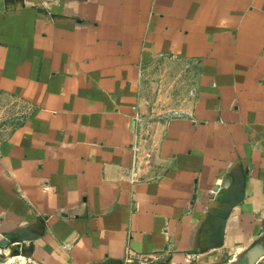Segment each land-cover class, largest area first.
<instances>
[{"label":"crops","instance_id":"obj_1","mask_svg":"<svg viewBox=\"0 0 264 264\" xmlns=\"http://www.w3.org/2000/svg\"><path fill=\"white\" fill-rule=\"evenodd\" d=\"M3 242L264 264V0H0Z\"/></svg>","mask_w":264,"mask_h":264},{"label":"rangeland","instance_id":"obj_2","mask_svg":"<svg viewBox=\"0 0 264 264\" xmlns=\"http://www.w3.org/2000/svg\"><path fill=\"white\" fill-rule=\"evenodd\" d=\"M17 244L0 243V264H31L26 247ZM14 250L18 252L14 253Z\"/></svg>","mask_w":264,"mask_h":264},{"label":"built area","instance_id":"obj_3","mask_svg":"<svg viewBox=\"0 0 264 264\" xmlns=\"http://www.w3.org/2000/svg\"><path fill=\"white\" fill-rule=\"evenodd\" d=\"M134 178V177H132ZM137 260L139 264H150L151 260H153V257H146L144 255L138 256L136 258H132L130 256H128L125 261L124 264H133V262Z\"/></svg>","mask_w":264,"mask_h":264},{"label":"water","instance_id":"obj_4","mask_svg":"<svg viewBox=\"0 0 264 264\" xmlns=\"http://www.w3.org/2000/svg\"><path fill=\"white\" fill-rule=\"evenodd\" d=\"M20 245L19 243L17 244V246ZM17 250H14V253H17ZM28 256H30V253H28Z\"/></svg>","mask_w":264,"mask_h":264}]
</instances>
